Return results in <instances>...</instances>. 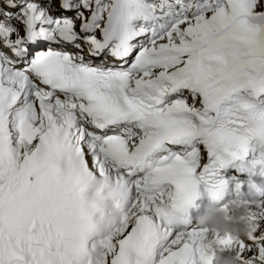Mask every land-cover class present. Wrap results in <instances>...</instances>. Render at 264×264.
Wrapping results in <instances>:
<instances>
[{"label":"snow or ice","instance_id":"obj_1","mask_svg":"<svg viewBox=\"0 0 264 264\" xmlns=\"http://www.w3.org/2000/svg\"><path fill=\"white\" fill-rule=\"evenodd\" d=\"M236 161L264 174V0H0V264H211L179 212ZM249 223L221 243L264 264Z\"/></svg>","mask_w":264,"mask_h":264},{"label":"clouds","instance_id":"obj_2","mask_svg":"<svg viewBox=\"0 0 264 264\" xmlns=\"http://www.w3.org/2000/svg\"><path fill=\"white\" fill-rule=\"evenodd\" d=\"M201 203L181 209L183 220L190 222L191 209L197 210L196 221L202 230V243L206 251H210L211 264H239L240 253L234 244L221 243L231 239L238 242L250 235L249 218L253 214L264 217V182L249 183L245 194L224 200L213 198L207 194Z\"/></svg>","mask_w":264,"mask_h":264}]
</instances>
